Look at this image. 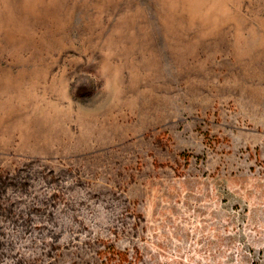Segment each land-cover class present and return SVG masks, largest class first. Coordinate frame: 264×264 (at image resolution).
<instances>
[{"label":"rangeland","instance_id":"374dc122","mask_svg":"<svg viewBox=\"0 0 264 264\" xmlns=\"http://www.w3.org/2000/svg\"><path fill=\"white\" fill-rule=\"evenodd\" d=\"M0 264H264V0H0Z\"/></svg>","mask_w":264,"mask_h":264}]
</instances>
